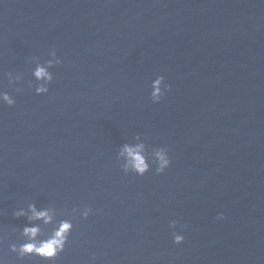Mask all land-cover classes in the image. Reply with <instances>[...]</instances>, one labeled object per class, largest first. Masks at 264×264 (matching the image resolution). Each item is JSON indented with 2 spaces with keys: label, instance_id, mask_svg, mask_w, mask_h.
Here are the masks:
<instances>
[{
  "label": "water",
  "instance_id": "95a60500",
  "mask_svg": "<svg viewBox=\"0 0 264 264\" xmlns=\"http://www.w3.org/2000/svg\"><path fill=\"white\" fill-rule=\"evenodd\" d=\"M52 49L47 94L7 86ZM0 88L5 264H264V0H0ZM136 134L167 148L164 173L121 172ZM29 202L93 209L54 262L8 250Z\"/></svg>",
  "mask_w": 264,
  "mask_h": 264
},
{
  "label": "clouds",
  "instance_id": "9594fccd",
  "mask_svg": "<svg viewBox=\"0 0 264 264\" xmlns=\"http://www.w3.org/2000/svg\"><path fill=\"white\" fill-rule=\"evenodd\" d=\"M48 58L41 62L40 57L32 56L26 58V63L33 65L30 69L31 80L24 81L19 73L7 72L4 77L7 79V86L12 88L14 93H22L24 86L33 89L34 93L44 95L49 92V85L53 81V69L62 64V60L57 56L56 50L52 49L47 54ZM164 77L156 75L149 87V99L156 103L170 90V85L163 83ZM16 103L14 95L0 88V106L13 107ZM115 161L124 175L135 174L144 175L150 168L154 174H162L170 166L171 159L167 148L163 146L148 147L141 134H136L126 139L117 149ZM93 213V209L88 205L73 207L70 210L71 218H59L58 210L45 205L37 207L35 203L29 202L26 206H21L12 212L14 219L25 218L26 223L18 230L14 227L13 232L18 231L16 242L8 245L9 252L15 254L18 260L25 257L35 256L42 261L54 262L56 258L65 250L69 236L73 230V221L77 218L88 219ZM217 219H223V213H217ZM177 220L169 221L172 242L180 244L184 236L175 228ZM3 236L0 235V240ZM95 260V256L92 257ZM0 264H5L4 258L0 256Z\"/></svg>",
  "mask_w": 264,
  "mask_h": 264
}]
</instances>
